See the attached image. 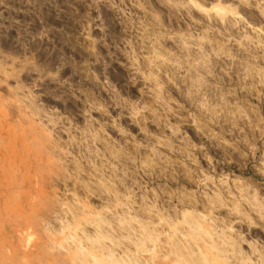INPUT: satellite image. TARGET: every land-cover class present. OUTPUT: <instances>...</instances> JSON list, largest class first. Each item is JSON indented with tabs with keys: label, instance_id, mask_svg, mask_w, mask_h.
Instances as JSON below:
<instances>
[{
	"label": "rangeland",
	"instance_id": "obj_1",
	"mask_svg": "<svg viewBox=\"0 0 264 264\" xmlns=\"http://www.w3.org/2000/svg\"><path fill=\"white\" fill-rule=\"evenodd\" d=\"M172 1L0 0V264H264V0Z\"/></svg>",
	"mask_w": 264,
	"mask_h": 264
},
{
	"label": "bare ground",
	"instance_id": "obj_2",
	"mask_svg": "<svg viewBox=\"0 0 264 264\" xmlns=\"http://www.w3.org/2000/svg\"><path fill=\"white\" fill-rule=\"evenodd\" d=\"M169 1V0H168ZM170 1H172V0H170ZM199 0H186V2H183V4L182 5H184L185 6V4L186 5H188V6H190L191 8L193 7V8H196L198 11H200V12H202V13H204L205 15H207V16H209V17H211L212 19H214V17H215V19L216 20H220L221 22H223V23H227V21L229 22L230 20H228L227 19V16H233V15H237V13L235 12V9H232L231 7H227V6H224L222 3H221V1L220 0H216L217 1V3H215V4H210V8H206V7H204V6H202L199 2H198ZM215 1V0H214ZM175 2V1H174ZM223 2V1H222ZM172 3H173V1H172ZM185 3V4H184ZM181 4V3H180ZM204 4V3H203ZM177 6V5H176ZM181 6V5H180ZM187 7V6H186ZM179 8V7H178ZM187 10H189V8L187 9ZM261 12H262V14L264 15V10L262 11L261 10ZM218 22V21H217ZM176 62V61H175ZM177 63V62H176ZM197 70V69H196ZM198 70H200L199 68H198ZM199 72V71H198ZM194 77V76H193ZM193 77H190V79L192 78V80H194V78ZM194 216V215H193ZM196 217V219H198V218H201V217H197V216H195ZM185 218V217H184ZM189 218V217H188ZM191 219H193V218H191ZM185 220H186V222H183L184 224H188V225H191V227H190V229H189V231H191V235L193 236L194 234L193 233H195V237H193V239L195 238L196 240H198V241H202V243H206L205 245H208V247H203V246H201L202 244H201V242H200V245H198V244H196L197 245V250H196V252H197V254H194V253H196L195 252V250L194 249H192V247L194 246H192V247H190V251L188 252V253H185L184 252V250H181V247H178V245L177 244H179V243H177L178 242V239L177 240H175L174 242H176L175 243V245H177V246H175V245H171L170 244V246H172V247H170V249H168L167 251H168V254H169V252L170 253H172V254H174V255H176V257H177V260H176V262H179V263H181V264H231V263H229L228 261H229V257L230 256H226V254H228L227 253V251H226V254L225 255H223L225 252V249L224 250H222V249H220L219 247H218V243H215L216 242V240L215 239H213L212 238V236L213 235H211V233L212 232H210L207 228H206V226H204V225H202V224H200V223H198V222H194L193 224H192V222H190V221H188L186 218H185ZM190 220V219H189ZM193 221V220H192ZM199 221H201V220H199ZM202 222H204L203 220H202ZM7 223V222H6ZM183 223H181V224H183ZM170 224V223H169ZM172 224V223H171ZM170 224V225H171ZM178 224V223H177ZM204 224H206V223H204ZM173 225V224H172ZM206 225H208V223L206 224ZM21 227V226H20ZM171 227V226H170ZM178 227V226H177ZM189 227V226H188ZM208 227V226H207ZM175 229V228H174ZM155 231V230H154ZM176 231V230H175ZM18 232V231H17ZM22 232V231H21ZM27 232H28V230H27ZM156 232H158V231H156ZM193 232V233H192ZM25 233H26V231H25ZM187 233V232H186ZM17 234V233H16ZM148 234V233H147ZM161 234V233H160ZM159 234V235H160ZM24 235H26L27 236V234H24ZM191 235H189L188 234V236H191ZM16 236V235H15ZM21 236V235H20ZM158 236V235H157ZM187 236V235H186ZM147 238V237H146ZM150 238V236L148 237V239ZM156 238V237H155ZM157 238H160V237H157ZM179 238V237H178ZM191 238V237H190ZM223 238V237H222ZM221 238V242H223L222 240L224 239H222ZM228 238V237H227ZM180 239V238H179ZM157 240V239H156ZM196 240H194L195 241V243H196ZM227 241V240H226ZM23 242V241H22ZM174 242H172V243H174ZM189 242H191V241H189ZM228 242V241H227ZM226 242V245H231V244H228ZM230 242H232V241H230ZM192 244H194V243H192ZM195 245V246H196ZM234 245V244H233ZM6 246V245H5ZM183 246H186V245H183ZM194 246V247H195ZM187 248L189 247V246H186ZM98 247H96V249L95 248H93V249H95V250H97V252H98V249H97ZM100 248V247H99ZM185 248V247H184ZM182 249H183V247H182ZM8 250H10V249H8ZM41 250H42V248H41ZM188 250V249H187ZM100 251V250H99ZM2 252V251H1ZM45 252V254H46V251H44ZM101 252V251H100ZM40 253H41V251H40ZM47 253H49V252H47ZM102 253V252H101ZM194 255H193V254ZM234 253H237V252H234ZM43 254V253H42ZM88 254H90V253H88ZM233 254V253H232ZM48 255V254H47ZM99 255V254H98ZM223 255V256H222ZM46 256V255H45ZM49 256V255H48ZM47 256V257H48ZM91 258H93V257H91ZM232 260H233V258H234V260H235V256H233L232 255ZM103 260V259H102ZM240 260V259H239ZM243 260V259H242ZM230 261H231V259H230ZM26 262V261H25ZM105 262H106V260H105ZM95 263V261L93 262V264ZM82 264H83V262H82ZM177 264V263H176ZM233 264V263H232Z\"/></svg>",
	"mask_w": 264,
	"mask_h": 264
}]
</instances>
